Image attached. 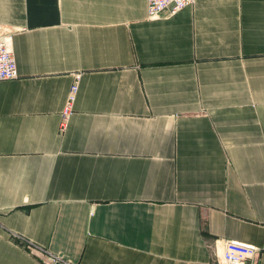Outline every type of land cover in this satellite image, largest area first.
<instances>
[{
  "label": "crops",
  "instance_id": "1",
  "mask_svg": "<svg viewBox=\"0 0 264 264\" xmlns=\"http://www.w3.org/2000/svg\"><path fill=\"white\" fill-rule=\"evenodd\" d=\"M0 25V264H264V0H0Z\"/></svg>",
  "mask_w": 264,
  "mask_h": 264
},
{
  "label": "built area",
  "instance_id": "2",
  "mask_svg": "<svg viewBox=\"0 0 264 264\" xmlns=\"http://www.w3.org/2000/svg\"><path fill=\"white\" fill-rule=\"evenodd\" d=\"M194 0H146V17H159L165 12L171 15L189 5ZM8 29L0 25V81L13 79L17 76L15 61L8 43ZM78 74L73 75L65 102L60 114V128L66 124L67 115L71 112L77 92ZM258 249L254 245L235 240L224 241L219 253L209 258L205 264H257L255 261ZM47 263L54 264L57 259L47 255Z\"/></svg>",
  "mask_w": 264,
  "mask_h": 264
}]
</instances>
